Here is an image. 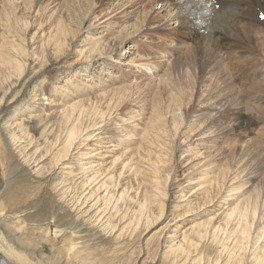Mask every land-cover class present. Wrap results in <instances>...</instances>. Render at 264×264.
<instances>
[{
	"label": "rangeland",
	"instance_id": "rangeland-1",
	"mask_svg": "<svg viewBox=\"0 0 264 264\" xmlns=\"http://www.w3.org/2000/svg\"><path fill=\"white\" fill-rule=\"evenodd\" d=\"M28 1L0 0V43L5 38L15 42L14 45L20 44L28 55L26 74L12 89L8 88L9 83L2 84L0 78V99L11 89L0 105V134L8 153L5 166L0 164V255L13 264H184L190 249L186 247L185 255L175 258L168 253L169 248L182 244L185 232L189 235L196 225L207 224L212 218L215 219L213 224L224 225L226 209L253 194L247 185L239 190L237 198L230 197L228 191L233 184L230 179L225 183L222 196L214 190L213 195H208L203 191L207 184L203 188L198 186L199 178L204 183L211 176L216 178L221 174L214 165L220 168L230 165L235 171V162L230 157L235 140L258 138L263 141L264 121L259 120L262 124H257L258 119L251 116L247 130L237 138L233 135L226 144L220 139L215 141L216 134L202 136L209 122L200 132L186 135L190 123L201 111L209 109L206 102L217 86L206 77L191 93L189 82L184 81L185 91L177 97L175 108L178 114L187 112L186 122L178 133L167 126L166 133L161 132L153 145L145 146L153 153V163L158 157L164 160V165L159 166L164 195L153 205L151 214L155 216L143 222L139 230L131 228L121 240L116 239L117 231L129 224L131 219H124L125 212L129 207L132 209L134 203L129 201L126 206L119 203L121 209L116 212L111 206L113 202L106 203V199L117 198L122 192H126L130 200L138 199V191L145 188L139 177L137 179L131 171H123L125 162L134 156L136 160L132 164H139L144 181L150 177L149 170H156L155 166L150 167L152 162L141 161L138 149L144 151L141 147L152 116V102L161 101L163 107L171 102L169 91L174 78L171 51L177 43L169 34L178 29L173 20V8L162 3L158 5L157 0H80L81 3L79 0H32V7L28 6ZM61 20L65 21L64 26L68 24L66 29L71 35L63 48L65 52L59 55L47 41ZM261 20L258 17V21ZM121 32L127 35L123 41L118 38ZM90 39L105 41L103 53L88 51ZM254 56L262 59L264 66V37ZM233 72L239 84L249 82L250 72L241 63L233 65ZM116 88L127 91L119 109H114L98 129L84 132L88 134L80 139L76 149L72 148L66 161L52 163V150L40 166L39 162L27 163L25 156L28 152L32 155L34 149L31 147L35 144L24 149L29 143L25 137L21 144L13 143L11 134H19L17 126L24 123L44 147L46 135L47 140L53 141L61 134L60 115L66 104L81 99L86 106H97L106 112L112 90ZM191 94L193 101L189 103L187 96ZM105 95L109 96L107 100ZM257 101L263 116L264 98ZM231 115L226 114V123ZM171 116L166 115L168 121ZM99 119L86 118L85 127L91 122L99 123ZM44 131L46 135H42ZM147 155L143 152V156ZM260 157L257 156V162ZM83 167L91 168L84 173ZM261 173L264 176V172ZM246 179L232 186L244 185ZM77 197L80 201L76 204ZM160 209H164V216L157 218L161 217ZM108 219L111 228L116 227L113 233L105 228ZM169 234L175 237L169 239ZM194 241L197 245L191 249L193 260L215 257L216 250L210 249V242L200 243L197 237ZM13 252L22 255V259L12 255ZM188 264H192L190 258Z\"/></svg>",
	"mask_w": 264,
	"mask_h": 264
},
{
	"label": "bare ground",
	"instance_id": "bare-ground-1",
	"mask_svg": "<svg viewBox=\"0 0 264 264\" xmlns=\"http://www.w3.org/2000/svg\"><path fill=\"white\" fill-rule=\"evenodd\" d=\"M85 1L90 2L94 0ZM28 2V6L32 7V0ZM78 2L81 3L80 0ZM156 3L158 5H161V3L166 6L170 5V7L173 8V20L176 22L178 29L176 32L169 34V37L177 43V46L171 51L174 58V78L171 81L172 87L169 91L171 102L168 100L170 102L168 107H165L166 104H164L163 107L161 101L155 104L152 102V116L150 117L146 132L143 135L144 144H142L141 147L144 153H148V157L143 156V152L138 149V157H140L141 161H144L145 164H147V162H152L153 155L152 151L150 149L147 150L145 146L153 145L156 142L157 136L161 132H165L167 126H170L172 131L178 133L184 125V122H186L187 112L178 114L179 111L175 108L177 97L180 96L181 92L183 93L184 89L182 88V84L184 81L189 82L188 85L191 88V93H194L193 90L196 88V85L198 87L201 86L206 77H209L210 81L212 80L213 84L217 86L213 95L211 94L212 96L208 99V102H206V106L209 109L201 111V115L197 116V119L195 118L196 120L190 123V128L186 132V135L190 133L196 134L197 131L201 130L209 122V126H207L208 129L206 130L205 128V132L208 133L204 132L202 136L206 134H209L208 136L216 134L214 140L220 139L222 143L226 144L230 142L233 135L237 138V135L247 130L250 123L249 120L252 117L258 119L256 121L257 124H262L259 120L264 121V115L262 116L261 109L257 106L258 98H264V66L261 62L262 59H256L254 56V54H257V45L260 39L264 37V0H157ZM258 17L262 20L258 21ZM9 22H11V20ZM64 22V20H61V22L58 21L56 25L57 29L54 27V32L51 30L53 34H50V36L48 35L47 45L54 47L56 54L64 51L63 48H66L67 38L71 35L70 30L67 31L66 29L68 24L64 26ZM26 26L28 27V24H26ZM51 27L53 26L51 25ZM194 35L197 36L192 39ZM126 37L127 35L122 32L118 36L121 41L125 40ZM103 41V39H90L92 43L88 51L100 55L105 49V41ZM1 43L0 78L2 79V84L9 83L8 88L12 89V86L20 82L26 74V58L28 55H26L25 49L19 46L20 44L14 45L15 42H9L5 38ZM81 54L83 55L84 52ZM231 63L233 64L231 65ZM235 63H241L251 73V76L250 73L248 75L250 78L247 84L241 85L238 83V77L235 75L236 73L233 72V65H235ZM0 86L2 85L0 84ZM11 89L3 93L0 99V105ZM163 89H165V87ZM125 91V89L117 88L112 90V99H109L110 101L107 105L108 110L106 112L99 110L97 106H86L85 101H81V99L78 101L74 100L73 104H69L70 102L68 103L69 105L66 104V108L63 109L60 115V124L62 126L61 134L56 136L53 141H50L47 140L46 131H44L42 133V135H46L44 147H42V144H39L40 140L32 135L31 129H29V127L27 128L24 123H19L17 126L19 134L22 136H19L17 133H12V141L13 143L21 144L22 139L25 137L29 143L24 149L35 144V147H31V149H34L32 155H29L28 152L25 156L27 163H31L32 161L33 163L39 162L38 165L40 166L41 163L47 161V155L52 152V150V163L59 164L62 161H66L70 156L72 148L75 146L76 149V145L79 144L80 139L88 134L86 133L84 135V132H88L89 129L97 128L100 124L105 123L107 116L110 117L111 112L120 106L121 99H124ZM109 94H111V90ZM106 96L107 95L104 97L106 98ZM114 98H116V101L112 104L115 100ZM187 98H189L188 101L190 103L193 101V94L187 96ZM50 99L51 98L47 100ZM181 99L179 101L184 102L181 101ZM43 100L46 99L44 98ZM170 108L173 109L172 112L169 111ZM228 113L232 115L229 116V121L226 123L227 119H224ZM168 114L172 115L169 121L166 117ZM246 114L248 115V117L246 116L247 118H245ZM36 117L37 116H34V118ZM94 117H100V122H91L90 125L85 127L86 123L84 122L86 118H89L91 121ZM214 128L217 129L212 131ZM262 131L264 135V126ZM92 137L93 135L87 136L84 141H88ZM232 147L233 148L230 149V157L235 162L232 164L235 165L236 170L233 171L230 165L225 166L224 164L223 168L214 165V167H218L217 170L221 171V174H218L219 176L217 175L218 177L216 176V178L215 176H209L210 178L204 180V183H202V179L199 178L200 184L198 181V186L200 185L203 188L204 184H207L203 189V191L205 190L204 193L213 195L214 190L218 191L217 195L220 194L222 196L227 180L231 179L233 182L232 185H234L240 183V180H244L246 177L247 179L244 185H231L230 191H228L231 192L229 195L230 197L237 198L236 195L247 185L252 188L253 194L248 193L249 196L246 200H244L246 197L243 198L244 201L240 199L233 207L226 209L225 217L223 216L226 220L224 225L213 224L212 221L215 219L212 218L207 224L196 225L189 235L185 232L182 244L177 247L169 248L168 253H170L171 256L175 258L180 255L184 256L187 252L186 247L190 249V252L191 249L196 247L197 244L194 238L197 237L200 243L204 241L210 242L212 248L206 245L208 249L210 247L211 250L213 248L216 250V255L212 260H210L209 257L207 260L203 257L193 260V258H191L193 252H188L189 254L186 256L187 260L184 264H188L189 258L192 264H264V176H262L261 173L264 172V140L262 141L258 138L235 140ZM253 154L256 157H254ZM36 155H38V157L40 156V158H35ZM259 155L261 157L257 162L256 159ZM7 160V148L0 134V164L5 166ZM135 160L133 156V158L125 162L123 171H131L136 175L137 179L139 177L141 185L145 186V188L143 186H141L143 188L140 187L142 191H138V199L130 200L126 192H122L117 198L111 197L108 200L106 199V203H114H112L111 206L116 212L121 209H119V203H123L124 205H128L129 201L134 203L132 209L131 207L126 209L124 219L128 217V219L131 220L124 229L117 231L118 236L116 239L118 240H121L131 228L132 230H139L143 222H146L148 219L150 220L151 216H155L151 214L153 205H155L154 203L155 201L157 202L158 199L161 200L162 195H164V190H162L164 185L162 186V177L160 176L161 170L159 169L160 165H164L163 158L158 157L155 163H153L154 161L150 163V167L155 166L156 170L148 169L150 171L148 181H144V177L141 179V177L145 175L144 172L140 170L138 163L135 162V165L132 164ZM38 165L36 167H38ZM90 168L86 169L83 167L82 170L86 173ZM166 173H168V171ZM169 176L170 174L167 175V177ZM91 181L94 182L96 180L91 179ZM164 182L167 183L166 181ZM195 183L197 182H194V184ZM105 185L106 183L103 184V186ZM146 186L151 188L152 191ZM250 188L248 189L250 190ZM63 196L64 194L62 197ZM79 201L80 197H77L75 203L77 204ZM160 205H162V203H160ZM105 210H107V207H105ZM160 210L161 217L158 216L157 218H162L164 216V209ZM1 215L0 212V216ZM110 224V219H108L105 228L113 233L116 227L112 226L111 228ZM173 237H175V235L169 234V239ZM197 250L194 252H198ZM12 255L22 259V255L18 253L13 252ZM2 256L0 255L3 259L1 264H13L8 258ZM222 259L224 260L221 263Z\"/></svg>",
	"mask_w": 264,
	"mask_h": 264
},
{
	"label": "water",
	"instance_id": "water-1",
	"mask_svg": "<svg viewBox=\"0 0 264 264\" xmlns=\"http://www.w3.org/2000/svg\"><path fill=\"white\" fill-rule=\"evenodd\" d=\"M3 262V259L0 257V264Z\"/></svg>",
	"mask_w": 264,
	"mask_h": 264
}]
</instances>
